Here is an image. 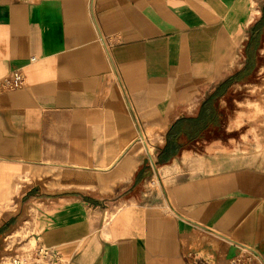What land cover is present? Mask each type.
<instances>
[{
  "label": "crops",
  "instance_id": "1",
  "mask_svg": "<svg viewBox=\"0 0 264 264\" xmlns=\"http://www.w3.org/2000/svg\"><path fill=\"white\" fill-rule=\"evenodd\" d=\"M18 68L0 264H264V0H0Z\"/></svg>",
  "mask_w": 264,
  "mask_h": 264
},
{
  "label": "built area",
  "instance_id": "2",
  "mask_svg": "<svg viewBox=\"0 0 264 264\" xmlns=\"http://www.w3.org/2000/svg\"><path fill=\"white\" fill-rule=\"evenodd\" d=\"M24 81L22 69H15L9 78L0 79V91L2 89L14 88L20 86ZM256 255H237L233 257L230 264H256ZM51 253L45 247H36L30 255L17 252L9 248L8 253L4 256L1 264H51Z\"/></svg>",
  "mask_w": 264,
  "mask_h": 264
}]
</instances>
